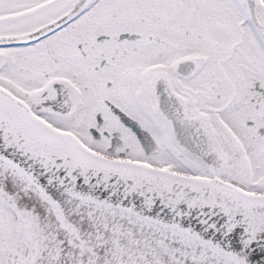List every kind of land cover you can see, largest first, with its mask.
Returning a JSON list of instances; mask_svg holds the SVG:
<instances>
[{
  "label": "snow or ice",
  "instance_id": "snow-or-ice-1",
  "mask_svg": "<svg viewBox=\"0 0 264 264\" xmlns=\"http://www.w3.org/2000/svg\"><path fill=\"white\" fill-rule=\"evenodd\" d=\"M0 264H264V0H0Z\"/></svg>",
  "mask_w": 264,
  "mask_h": 264
}]
</instances>
